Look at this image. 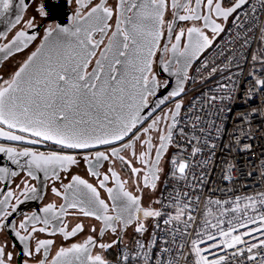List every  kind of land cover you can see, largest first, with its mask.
Segmentation results:
<instances>
[{
	"label": "snow or ice",
	"instance_id": "obj_1",
	"mask_svg": "<svg viewBox=\"0 0 264 264\" xmlns=\"http://www.w3.org/2000/svg\"><path fill=\"white\" fill-rule=\"evenodd\" d=\"M21 55L0 264H264V0H0V68Z\"/></svg>",
	"mask_w": 264,
	"mask_h": 264
},
{
	"label": "built area",
	"instance_id": "obj_2",
	"mask_svg": "<svg viewBox=\"0 0 264 264\" xmlns=\"http://www.w3.org/2000/svg\"><path fill=\"white\" fill-rule=\"evenodd\" d=\"M229 39H231L230 36L228 35H225L223 40L221 41V44L223 45L226 41H228ZM217 55L216 51L215 50H212L208 53V58L209 59H213L215 58ZM193 75H196V72L195 70H193ZM198 88V83L197 81H193L191 82L190 84V89H197ZM195 92H190V96H189V99L191 98V95H194ZM226 142V141H225ZM231 159V157H230ZM258 163V161H257ZM216 172H215V175H216V180L219 181L220 179V173L222 171V167H223V161L220 162L219 165H216ZM241 167L245 170V171H253L254 169L251 168V165L250 163L247 161V159L245 158L244 160V163L241 165ZM212 169H209V172H211ZM236 177L239 178V183L235 185V187H238V188H243L244 185H252L253 186V189L252 190H259L257 189L255 186L259 180V177H256V178H251V177H246V176H241L240 175V172L237 171L235 174H234ZM224 185H220V187H223ZM237 194H240V193H237ZM219 195V193H218Z\"/></svg>",
	"mask_w": 264,
	"mask_h": 264
},
{
	"label": "flooded vegetation",
	"instance_id": "obj_3",
	"mask_svg": "<svg viewBox=\"0 0 264 264\" xmlns=\"http://www.w3.org/2000/svg\"><path fill=\"white\" fill-rule=\"evenodd\" d=\"M72 7L74 8L75 7V5L73 4L72 5ZM53 9H54V14L56 15V17H57V19L59 20V21H63L64 20V18H65V12H67V14L69 15V17H70V14H71V9L69 8V9H64V10H62V11H59V12H56L55 11V7L53 6ZM159 55V54H158ZM24 57H23V55H21V56H19V58L18 59H12V60H10L9 62H6V64H7V68H0V73H2V72H5V71H11L12 69H14L15 68V66H16V64L20 61V60H22ZM162 79V81H163V79L164 78H161ZM37 148H38V150H40V151H46V150H48L47 148H45V146H36ZM117 170H119V168L117 169ZM79 172H80V174H84V168L82 167L80 170H79ZM122 175H126V171H125V173H122ZM39 206V202H33L32 204H31V207H32V209L33 210H35L37 207ZM26 208H27V206H26Z\"/></svg>",
	"mask_w": 264,
	"mask_h": 264
},
{
	"label": "water",
	"instance_id": "obj_4",
	"mask_svg": "<svg viewBox=\"0 0 264 264\" xmlns=\"http://www.w3.org/2000/svg\"><path fill=\"white\" fill-rule=\"evenodd\" d=\"M161 78H164V76L162 75ZM174 86H175V83L173 82V87ZM7 163H8L7 158L3 156V154H0V166H4Z\"/></svg>",
	"mask_w": 264,
	"mask_h": 264
}]
</instances>
